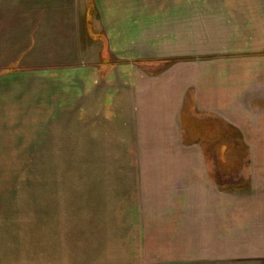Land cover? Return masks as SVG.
Segmentation results:
<instances>
[{"label":"rangeland","instance_id":"374dc122","mask_svg":"<svg viewBox=\"0 0 264 264\" xmlns=\"http://www.w3.org/2000/svg\"><path fill=\"white\" fill-rule=\"evenodd\" d=\"M98 1L103 22L89 4L90 24L86 0H0V264H87L89 255L101 256L104 238L131 218L130 176L138 172L128 160L207 158L214 181L234 189L246 184L249 162L264 159V129L253 118L264 100L247 103L250 118L240 128L191 111L199 124L175 136L174 152L162 149L174 136L132 135L120 123L133 122L135 92L143 109L165 103L167 82L182 81L184 60L218 57L225 69L239 62L251 72L250 60L264 58V0H171L185 4L174 12L167 0ZM183 11L210 17L190 24L191 39L182 36L187 23L176 22L174 32L156 22ZM105 23L110 51L100 33ZM88 32L100 36L92 42ZM82 35L90 49L78 46Z\"/></svg>","mask_w":264,"mask_h":264},{"label":"crops","instance_id":"0c3cea01","mask_svg":"<svg viewBox=\"0 0 264 264\" xmlns=\"http://www.w3.org/2000/svg\"><path fill=\"white\" fill-rule=\"evenodd\" d=\"M75 1L79 5L80 0ZM106 1L112 3V0ZM113 1L115 4L123 2L122 5H125L128 0ZM136 1V4L132 5H143L140 0ZM165 3L174 8L172 12L175 11V2L167 0ZM84 4L87 5L85 16L89 13L90 24H92L91 4H93L91 7H96L103 22L101 2L86 0ZM211 4L215 5V2ZM156 5L152 4V6ZM184 5L176 7H184ZM194 5L204 4L200 1ZM176 9L183 10V8ZM179 17L176 18L172 14L158 15L156 22L166 21L172 24L169 28L174 32L176 22L187 23L188 26L186 30L184 28L182 36L191 39L188 34L191 30L190 24L207 23L210 18L206 15L186 14V11H183V15ZM108 29L109 25L105 23L100 33L101 37L106 38L110 51ZM212 33L215 34V31L212 30ZM96 34L92 35L88 32L87 37L93 42L97 38ZM97 36L99 37L100 34ZM87 37L82 35L81 41L76 40L79 47L85 46L90 49L92 44ZM173 37L174 35L169 36V38ZM200 37H203L202 34ZM154 45L159 44L154 43ZM158 53H160L158 55L165 54L164 51ZM166 54L175 56L178 52ZM184 55H187V52ZM160 57L161 61L169 58ZM175 58L181 60L179 57ZM221 61L223 60L217 57L214 62L190 65L184 60L180 64L184 72L182 81L173 78V81L167 82L166 92L169 96L166 93L167 100L163 101L165 103L145 102L143 109L141 102L137 101L138 95L135 92V105L128 104L129 113L134 115L133 122L130 119L129 122L127 120L123 122L120 117V123L128 127L129 134L132 135L142 134V130L145 129L143 134L174 136V140L162 148L166 151L176 149L175 136L182 135L187 126L196 127L195 123L198 121L190 122L193 121L191 111L197 114L204 113L206 115L204 118L214 121V125L216 120L226 119L234 127L240 128L242 120L250 118L246 113L247 103L264 100V58L256 62L254 59L250 60L254 62L251 63V72L246 69L247 66L239 62H229V69H225ZM147 62H149L147 65H150L157 61ZM93 64V68L89 65L86 67L92 69L98 67L96 65L98 61ZM103 67L107 71V65ZM60 69L63 68L54 67L50 70ZM109 70L104 76L105 79ZM140 87L143 91L144 85ZM147 87L153 89L151 85ZM188 104L191 106H187ZM253 118L257 119L256 126L264 129V108L260 109ZM204 125L207 127L210 124ZM128 161L127 166L136 168L138 172L130 176V180L132 178L134 180V186L129 187L134 200V206H131L129 211L131 218L128 217V221L117 224V228H114L117 233L113 232L104 238L105 244L98 252L101 256L89 255L87 264L264 263V159H252L249 162L252 169L249 170L250 176L246 184L234 189L230 187L224 189L220 183L214 181L213 173L209 171L212 170L210 169L212 161L207 158L162 157ZM229 162L234 166L241 164V161Z\"/></svg>","mask_w":264,"mask_h":264}]
</instances>
